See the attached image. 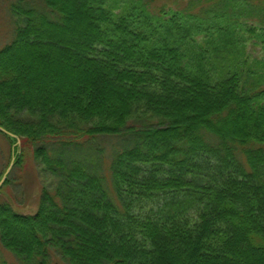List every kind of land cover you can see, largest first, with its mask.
Returning <instances> with one entry per match:
<instances>
[{
  "label": "trees",
  "instance_id": "1",
  "mask_svg": "<svg viewBox=\"0 0 264 264\" xmlns=\"http://www.w3.org/2000/svg\"><path fill=\"white\" fill-rule=\"evenodd\" d=\"M9 12L0 134L47 175L36 212L0 199L18 264H264V0ZM101 136L122 138L106 168L80 152Z\"/></svg>",
  "mask_w": 264,
  "mask_h": 264
},
{
  "label": "rangeland",
  "instance_id": "2",
  "mask_svg": "<svg viewBox=\"0 0 264 264\" xmlns=\"http://www.w3.org/2000/svg\"><path fill=\"white\" fill-rule=\"evenodd\" d=\"M14 0H0V45L4 44L10 37L11 14L9 5ZM153 6L159 7H184L188 0H151ZM248 52L258 58L264 57V50L260 46L249 44ZM21 142V141H20ZM18 142L17 144H20ZM122 144V138L118 136H101L91 144L92 150L81 149V154H93L98 159L100 167L110 164L114 151ZM86 148V147H85ZM11 155V145L7 138L0 134V171H7L15 156L9 161ZM9 164V165H8ZM8 165V166H7ZM12 181L3 186L0 190V199L8 201L15 210L21 213H34L38 209L41 183L45 181L47 175L40 173V167L31 156L23 165V168L14 167V163L8 172ZM4 183V182H3ZM2 183V185H3ZM0 186V188L2 187ZM8 262L18 264L15 258L0 246ZM57 260V263L55 262ZM52 264H63L59 259H55Z\"/></svg>",
  "mask_w": 264,
  "mask_h": 264
},
{
  "label": "water",
  "instance_id": "3",
  "mask_svg": "<svg viewBox=\"0 0 264 264\" xmlns=\"http://www.w3.org/2000/svg\"><path fill=\"white\" fill-rule=\"evenodd\" d=\"M0 129L3 130L4 132H7L10 136H14V137L16 136L14 133H12V132H10V131H8V130L2 128V127H0ZM18 142H20V139H19V138H18ZM13 163H14V162L12 161L11 164H10V166L8 167L7 171H6V174L3 176L2 180L0 181V186L2 185L3 181L6 179L7 174H8V172H9V170L11 169Z\"/></svg>",
  "mask_w": 264,
  "mask_h": 264
}]
</instances>
